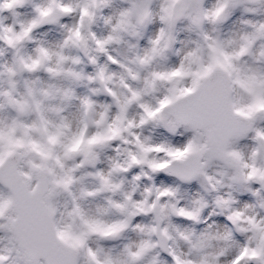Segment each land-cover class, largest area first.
I'll use <instances>...</instances> for the list:
<instances>
[{
  "label": "snow or ice",
  "instance_id": "1",
  "mask_svg": "<svg viewBox=\"0 0 264 264\" xmlns=\"http://www.w3.org/2000/svg\"><path fill=\"white\" fill-rule=\"evenodd\" d=\"M5 51L0 264H264V0H0Z\"/></svg>",
  "mask_w": 264,
  "mask_h": 264
},
{
  "label": "rangeland",
  "instance_id": "2",
  "mask_svg": "<svg viewBox=\"0 0 264 264\" xmlns=\"http://www.w3.org/2000/svg\"><path fill=\"white\" fill-rule=\"evenodd\" d=\"M114 3H120V0H114ZM4 15H8L7 13H5ZM70 22V20H69ZM55 26H46L43 29L38 30L39 34L35 37L36 39H44L42 36L46 35H51V31L52 29H54ZM47 32V33H46ZM58 32V30L56 31V33ZM46 38V37H45ZM7 51L3 52L2 55H0V64L5 63L6 61H8V55L6 53ZM11 56V55H10ZM42 78H44V74H40ZM2 86V85H0ZM79 92V91H78ZM98 102H105L103 97L98 98ZM72 111H75V109L73 108Z\"/></svg>",
  "mask_w": 264,
  "mask_h": 264
},
{
  "label": "bare ground",
  "instance_id": "3",
  "mask_svg": "<svg viewBox=\"0 0 264 264\" xmlns=\"http://www.w3.org/2000/svg\"><path fill=\"white\" fill-rule=\"evenodd\" d=\"M47 33V32H46ZM43 38L47 37L46 35L42 36ZM49 42H54V41H49Z\"/></svg>",
  "mask_w": 264,
  "mask_h": 264
},
{
  "label": "clouds",
  "instance_id": "4",
  "mask_svg": "<svg viewBox=\"0 0 264 264\" xmlns=\"http://www.w3.org/2000/svg\"><path fill=\"white\" fill-rule=\"evenodd\" d=\"M99 103H104V102H99Z\"/></svg>",
  "mask_w": 264,
  "mask_h": 264
}]
</instances>
